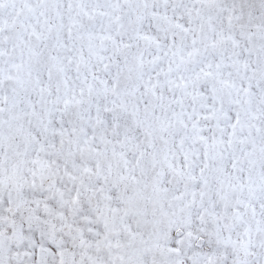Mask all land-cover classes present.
I'll use <instances>...</instances> for the list:
<instances>
[{"label":"snow or ice","instance_id":"obj_1","mask_svg":"<svg viewBox=\"0 0 264 264\" xmlns=\"http://www.w3.org/2000/svg\"><path fill=\"white\" fill-rule=\"evenodd\" d=\"M0 264H264V0H0Z\"/></svg>","mask_w":264,"mask_h":264}]
</instances>
